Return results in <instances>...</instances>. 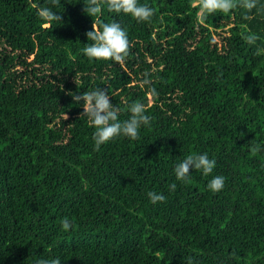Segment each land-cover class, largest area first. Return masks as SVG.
<instances>
[{
    "label": "trees",
    "instance_id": "1",
    "mask_svg": "<svg viewBox=\"0 0 264 264\" xmlns=\"http://www.w3.org/2000/svg\"><path fill=\"white\" fill-rule=\"evenodd\" d=\"M140 2L150 21L90 17L86 0H0V264H264V0L205 20L197 0ZM37 6L60 20L45 24ZM112 20L127 55L89 59L85 33ZM95 87L121 120L145 105L136 139L93 147L73 96ZM200 152L212 172L177 181L174 164Z\"/></svg>",
    "mask_w": 264,
    "mask_h": 264
},
{
    "label": "clouds",
    "instance_id": "2",
    "mask_svg": "<svg viewBox=\"0 0 264 264\" xmlns=\"http://www.w3.org/2000/svg\"><path fill=\"white\" fill-rule=\"evenodd\" d=\"M252 6V0H243L242 7L251 8ZM105 7L109 12L129 14L138 23L150 21L154 15V8L140 0H86V3H83V11L90 17H96ZM233 7H235L234 0H197L196 15L198 19L205 20L209 14L217 11L227 12ZM35 14L45 24L51 23L53 20H60L56 12L48 6H37ZM85 35L88 42L82 51L89 59H111L119 62L127 55L129 44L127 32L115 20L101 23L98 30L92 25V29ZM253 39L254 37H248L249 41ZM150 94L155 95L156 90L151 89ZM73 99L83 101L81 115L94 129L91 138L95 149H99L101 145L117 136L136 139L139 129L149 125L151 119L142 102L129 104V116L123 120L119 119L120 109L110 102L108 94L100 87L83 92L81 95H74ZM215 164L216 161L209 158L207 152L191 153L176 162L172 171L177 181L186 182L190 175V168L200 170L202 174L207 175L212 172ZM224 182L223 175H215L208 180L206 188L215 193L223 188ZM175 187V183L170 185L172 189ZM147 196L153 204L165 199L163 193L152 190L147 192ZM60 225L63 229L68 230L71 221L69 218L63 217L60 220ZM33 264H61V260L59 257L38 258L33 261Z\"/></svg>",
    "mask_w": 264,
    "mask_h": 264
}]
</instances>
